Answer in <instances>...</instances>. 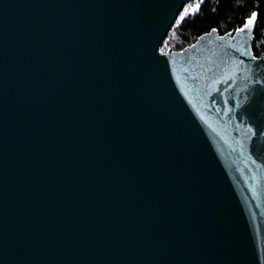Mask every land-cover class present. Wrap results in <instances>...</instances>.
<instances>
[{
  "label": "water",
  "instance_id": "95a60500",
  "mask_svg": "<svg viewBox=\"0 0 264 264\" xmlns=\"http://www.w3.org/2000/svg\"><path fill=\"white\" fill-rule=\"evenodd\" d=\"M186 5L0 0V264H264L256 27Z\"/></svg>",
  "mask_w": 264,
  "mask_h": 264
},
{
  "label": "trees",
  "instance_id": "16d2710c",
  "mask_svg": "<svg viewBox=\"0 0 264 264\" xmlns=\"http://www.w3.org/2000/svg\"><path fill=\"white\" fill-rule=\"evenodd\" d=\"M190 8L194 6L187 4ZM252 11H257L258 24L253 43L254 55L264 56V0H204L198 14L187 17L185 22L178 19L162 44L164 52L182 51L193 45L203 34L217 28L220 35L235 32Z\"/></svg>",
  "mask_w": 264,
  "mask_h": 264
},
{
  "label": "snow or ice",
  "instance_id": "6c2138e0",
  "mask_svg": "<svg viewBox=\"0 0 264 264\" xmlns=\"http://www.w3.org/2000/svg\"><path fill=\"white\" fill-rule=\"evenodd\" d=\"M187 4H192L194 2V7H192L191 11H189V7L188 6H184L183 7V11L181 12V14L178 17V21L179 22H185L187 17H193L195 18V16L198 14V12L200 11L201 5L204 3V0H186ZM258 12L257 11H252L250 13V15H248L244 22L242 23L241 26H238L234 29V31L239 35V34H246L249 37H251V35L254 32V29L256 27V25L258 24ZM217 31V28H212L211 32L208 33L209 35L211 33H214ZM228 36L231 37L232 33L229 32L227 33ZM221 39H223V36L220 37ZM248 50L245 49V52H247ZM162 55H167V53H161ZM245 53L242 52L241 55H244ZM249 58L254 61H260V60H264V57H261L259 55H251L249 56ZM258 83H264V81H257ZM249 131H251V129H249Z\"/></svg>",
  "mask_w": 264,
  "mask_h": 264
},
{
  "label": "rangeland",
  "instance_id": "374dc122",
  "mask_svg": "<svg viewBox=\"0 0 264 264\" xmlns=\"http://www.w3.org/2000/svg\"><path fill=\"white\" fill-rule=\"evenodd\" d=\"M192 7H194V6H192ZM192 7L190 8V11H191Z\"/></svg>",
  "mask_w": 264,
  "mask_h": 264
}]
</instances>
